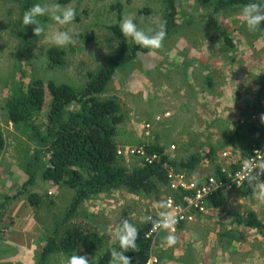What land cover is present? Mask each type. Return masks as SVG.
<instances>
[{"label":"rangeland","instance_id":"rangeland-1","mask_svg":"<svg viewBox=\"0 0 264 264\" xmlns=\"http://www.w3.org/2000/svg\"><path fill=\"white\" fill-rule=\"evenodd\" d=\"M36 1L49 7L74 8L76 15L70 25L63 26L51 16L38 17L43 31L28 45L25 34H34V31L31 25H21L20 18L24 14L21 3L0 0V128L6 141L0 153V204L7 194L23 190L24 182L29 180L25 166L37 147L22 125L10 121L5 108L8 96L38 78L77 88L84 86L89 73L95 72L114 54L121 42L112 26L120 24L124 17H131L139 29L151 34L160 24H166L172 11L168 0H71L66 4L57 0ZM242 7L231 6L220 11L216 20L209 21L211 10L202 8L198 0H175L176 13L173 24L170 23L174 26L166 33L162 46L122 64L102 94L105 98L116 99L130 112L126 125H121L125 130L124 140L130 139V134L146 143L158 139L172 159L187 158L209 150V145L226 136L229 129H225L224 122L230 128L235 120L246 121L244 110L264 73V34L248 30L243 23ZM57 29L74 33L73 42L64 47L51 44L47 36ZM51 47L64 51L61 65L50 63ZM210 60L211 65L208 64ZM146 122L153 123L152 127L141 129V124ZM129 145L137 146L131 143L124 146ZM225 150L227 157L223 154ZM225 150L218 152L214 166L202 162L196 168L198 176L210 175L217 164L241 157L239 146ZM125 157L127 161L134 159ZM35 180L29 189L48 193L59 206H67L73 197V190L45 182L41 172L36 174ZM159 192L144 197L133 193L129 197L120 193L108 198L102 196L96 203H86L87 211L83 213H102L104 220H108L105 237L114 244L117 226L122 228L127 221L135 229L139 228L137 220L147 215L154 199L162 201L168 195L164 188L161 198L157 196ZM240 197L237 189L230 192L227 202L231 199V204L225 209L234 208L239 212L243 207L264 215V201L256 196ZM239 200L244 203L239 204ZM43 222L36 218L27 196L12 204L0 221V264H37L47 238ZM210 228L214 234V227ZM235 230L239 241L249 242L246 250L233 256L236 264H264V241L258 231L250 227H235ZM198 231L201 234L205 229ZM19 238L27 245L23 250L18 246ZM21 250L23 254L17 256ZM82 252L76 255L81 256ZM68 260L62 253H52L46 264H69Z\"/></svg>","mask_w":264,"mask_h":264},{"label":"trees","instance_id":"trees-1","mask_svg":"<svg viewBox=\"0 0 264 264\" xmlns=\"http://www.w3.org/2000/svg\"><path fill=\"white\" fill-rule=\"evenodd\" d=\"M16 1L21 3L24 12L37 4L36 0ZM70 1L57 0L60 4ZM168 1L172 11L166 20V33L173 28L174 25L170 23L176 13L175 0ZM198 1L202 8L209 7L211 10L209 21L216 20L220 11L231 6H244L253 2V0ZM255 2L264 6L262 0ZM118 8L121 9V6L118 5ZM35 27L31 25L32 32ZM112 29L120 37L121 42L114 54L112 53L95 72L89 73L84 86L77 88L66 83L58 84L53 80L46 82L38 78L31 81L26 88L9 95L6 100L5 108L10 121L14 125H22L27 130L29 140L37 147L25 166L29 180L24 182L23 190L5 196V200L0 204V221L7 215L12 204L27 196L36 218L43 220L42 225L46 228L47 238L37 264H46L52 253H62L70 261L79 251H83L81 256L86 257L89 264H119V261H114V253H119L122 249L118 241L110 244L105 237V224L108 223H105L104 215L98 211L83 213L87 211L84 207L86 203H96L102 196L113 197L118 191L119 195L123 194L125 197L132 193L144 197L155 191H161L157 194L160 195L164 188L167 194L175 196L176 193L169 185V166L188 172L194 171L205 161L214 166L220 150L239 146L241 157L230 159V166L235 170L238 163L247 159L254 149H264V73L258 80L253 99L244 110L243 116H246V121L235 120L230 128L229 124L224 122L225 129H229L227 135L219 142L209 145L210 149L203 153L172 159L164 144L158 139L146 143L130 134V139L124 140L125 130L121 125H126L130 112L116 99L105 98L102 94L122 64L147 52L149 48L126 43L120 34L119 24L112 26ZM157 31L159 29L153 33ZM259 31L264 34V24H261ZM39 34L26 33L25 43L29 45L39 38ZM226 40L231 42L228 38ZM49 60L53 66L61 65L64 62V51L51 47ZM207 68L210 69L209 66ZM210 85L213 83L210 82ZM253 115L258 117L257 120L252 119ZM129 143L144 145L146 154H156L159 157L148 162L143 157L130 156L129 158L134 159L127 161V157L119 155L118 150L120 146L124 148V145ZM5 144V137L0 128V153L4 150ZM212 171L214 174H220V165L217 164ZM38 172H41L45 182L73 190V197L67 206H59L48 193L29 189V185L35 183ZM262 181L264 170L259 168L239 187L240 195L254 198V193L258 191ZM225 200V193L218 191L212 196L208 206L222 208ZM194 214L197 215L199 212L195 211ZM182 224L180 223L179 227ZM234 224L255 228L264 239V220L259 218L256 211L238 213ZM151 226L152 221L145 218L136 229L138 233L136 246L124 253L130 259V264L147 263L152 252V239L146 237V233Z\"/></svg>","mask_w":264,"mask_h":264},{"label":"crops","instance_id":"crops-1","mask_svg":"<svg viewBox=\"0 0 264 264\" xmlns=\"http://www.w3.org/2000/svg\"><path fill=\"white\" fill-rule=\"evenodd\" d=\"M208 64L211 65L212 60H210ZM230 192H235V190L227 191V196L230 195ZM116 193H119V191ZM237 193L240 194L238 191ZM157 196L161 198V194ZM167 196H170L169 193L163 199L164 201H160L157 198L154 199V203L150 205V207H148L149 209L147 215L149 213L159 214L165 212V199ZM238 203L241 204L244 202L242 200H239ZM230 204L231 199L226 203V205ZM245 212L248 211L246 209H243V207L240 208L239 212H236L234 208H210L205 213H199L197 215L195 214V221L183 222V224L181 223L182 225L180 227L178 226L176 231H171L168 228L162 229L154 238V253L159 255L162 264H236L233 256L241 251L246 250V245L249 242L247 240L243 242L239 241V236L235 234V227H246L235 225L234 219L238 213ZM235 213L237 214L234 217ZM257 213L259 215V218L264 220V215L261 216L258 211ZM108 216L109 214L106 215V218ZM145 218L146 216H144L143 219L137 220L138 222L136 224L141 225ZM106 221L108 222V220ZM211 226L214 227V234L210 228ZM117 228V231L121 229L120 226H117ZM200 228H204L205 231L201 232V230V234H198V230ZM110 230L111 229H109V231ZM169 235L176 237L177 242L172 246H169L167 243L166 238ZM258 235L260 236V234ZM13 243L15 245H17L18 243V246H20L22 250L23 248L27 247L26 243L23 242L20 238L18 239L17 243ZM22 250L21 253H19V255L17 256L23 254ZM224 258L226 259V262H221V260Z\"/></svg>","mask_w":264,"mask_h":264},{"label":"clouds","instance_id":"clouds-1","mask_svg":"<svg viewBox=\"0 0 264 264\" xmlns=\"http://www.w3.org/2000/svg\"><path fill=\"white\" fill-rule=\"evenodd\" d=\"M241 14L243 16V23L246 25V27L248 28L249 31H257L260 29L261 24H264V6H262L261 3L255 2V0H253V2H250L246 5H244L241 9ZM75 15H76L75 9L71 8V7L61 8L58 5L49 7L43 3H37V4L33 5L32 7H30L27 11H25L23 16L20 18V20L22 21L21 25L23 27H26L29 25H35L36 27L33 29V31L36 35V34L43 31V29L39 26V21L37 19L38 17L51 16L53 21H55L57 24L63 26V25H70L73 22V20L75 19ZM119 30H120V34L124 37V41L126 43L128 41H131L132 43H134L138 46H141L143 48H149V49H159L162 46V42H163L165 35H166L165 25L163 23L160 24L159 31L153 33L152 35H149L145 31L139 29L131 17H124L120 21ZM74 35H75L74 33H71L69 31H61V30L57 29V30L49 33L47 38L51 44H53L57 47H64V46H67L73 42ZM224 153H227V155H225ZM224 153H223L224 156L227 157L228 152L226 151ZM226 165L230 166V160L226 164H221L220 165L221 169L223 168V166H226ZM196 168L194 171H191V172L186 171V172H188L191 176L196 177V179L199 183H200V181L203 182L209 176H212V175L219 176L222 174V173L214 174L213 173L214 171H213L210 175L200 177L197 174ZM230 169H231V166H230ZM260 186H262V185H260ZM239 187L240 186H237L233 189H219L218 190V191L225 193V195H226V200H225L222 208H225L226 203H227V198H228V196L226 194L227 191H234L237 189V191L239 192ZM214 195H212V196H214ZM254 195L256 196V198L258 200L264 201V187L262 186L258 191H256L254 193ZM212 196L209 197V199L207 200L206 211L208 209H210V207L208 206V202L210 201ZM205 212H203V213H205ZM199 213H201V212H199ZM154 214H158V213H154ZM147 216L148 215H146V219H147ZM195 219H196V215H195ZM193 221H195V220H193ZM193 221H191V222H193ZM172 222H173V218L168 216V215H164L160 221L162 227H164V228L169 227L170 223H172ZM137 236H138V233H137L136 229L134 227H132L127 221L123 222V227L121 229H119L115 234V238L118 241L122 251L119 253H114V261H119V264H130V259L124 253L127 252L128 249H134L135 248V246H136L135 241L137 239ZM166 239H167V243L169 246H172L177 242L176 237L172 236V235H169ZM153 241L154 240H152V252H151L150 256L152 254L158 256V258L160 260L159 264H162L159 255L154 253V249H153L154 242ZM150 256H149V258H150ZM69 264H89V261L86 257L77 256V257L71 259L69 261Z\"/></svg>","mask_w":264,"mask_h":264},{"label":"built area","instance_id":"built-area-1","mask_svg":"<svg viewBox=\"0 0 264 264\" xmlns=\"http://www.w3.org/2000/svg\"><path fill=\"white\" fill-rule=\"evenodd\" d=\"M253 118H256L253 115ZM159 119V120H158ZM160 121V118H157ZM153 123L146 122L141 124V129L149 130ZM119 155L123 156H140L148 162L154 161L159 156L156 154H146L145 146H125L119 148ZM227 155V153H224ZM264 170V149H254V152L247 158L238 163L235 170L230 169L229 165L223 166L221 175L209 176L203 182L199 183L196 177L191 176L184 170H179L174 166L168 167L169 185L176 195L167 196L165 199V212L154 214L149 213L147 219L152 221V226L146 233V237L154 238L164 229L160 221L164 215L173 218L169 228L176 231L178 225L182 222H190L195 220L194 211L205 212L207 208V200L214 195L219 189H233L241 186L249 177L256 172L257 169ZM264 187V181L261 184ZM191 191V193L189 192ZM158 256L152 254L146 264H159Z\"/></svg>","mask_w":264,"mask_h":264}]
</instances>
